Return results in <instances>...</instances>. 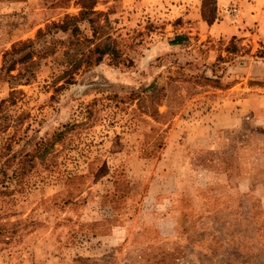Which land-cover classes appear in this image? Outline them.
Masks as SVG:
<instances>
[{"label":"rangeland","instance_id":"1","mask_svg":"<svg viewBox=\"0 0 264 264\" xmlns=\"http://www.w3.org/2000/svg\"><path fill=\"white\" fill-rule=\"evenodd\" d=\"M183 1L99 0L121 57L72 84L59 78L61 32L38 40L16 77L0 74V106L16 99L0 128V264H264V0L224 9L240 27L234 53L233 36L199 31L172 45L189 28ZM80 11L0 0V69L15 45ZM197 112L224 124L210 149L197 147Z\"/></svg>","mask_w":264,"mask_h":264},{"label":"trees","instance_id":"2","mask_svg":"<svg viewBox=\"0 0 264 264\" xmlns=\"http://www.w3.org/2000/svg\"><path fill=\"white\" fill-rule=\"evenodd\" d=\"M75 2L81 9L77 15L66 16L65 19L59 22H53L45 29L40 30L36 39L23 41L15 45L12 50L6 52L4 67L0 69V74L6 72L11 78L16 77L11 75L13 71L20 70V68L22 71V67L33 62L34 56H38L34 50L35 43L46 36H54L60 32L69 35L68 41L64 42L63 50H61V65L64 67V70L59 77L60 79H64L67 84H72L76 80V76L83 71L99 66L106 57H110L113 61L119 59L121 57V50L119 49L117 40L109 36V34L107 35L104 32L105 27L97 22L100 21V17H105L104 22H109L105 13L95 11L99 0H75ZM92 15H95L97 18H93ZM202 17L209 24H213L219 20L217 0L202 1ZM83 21H88L91 24L92 37L87 36L81 29L80 23ZM236 37L233 36V41L227 48L229 53L238 51V46L234 43V40H237ZM188 40V35H180L175 36L171 43L172 45H183ZM59 50L60 48H58ZM55 53L51 51L48 54H44V57L53 56ZM0 77L3 76L0 75ZM15 100L13 92L12 97L9 100L3 101L0 106V128L3 130L7 129L10 124L9 116H3L4 108L8 103H13ZM47 146L48 142L44 141L39 145L40 149H45Z\"/></svg>","mask_w":264,"mask_h":264},{"label":"crops","instance_id":"3","mask_svg":"<svg viewBox=\"0 0 264 264\" xmlns=\"http://www.w3.org/2000/svg\"><path fill=\"white\" fill-rule=\"evenodd\" d=\"M186 1L188 2L187 4H186ZM202 1L203 0H200L199 2L195 1V3H193V0H185L183 1L184 5L179 6V8L175 6V10L177 12L182 13L181 15L184 17V22L186 23L185 25L187 27L189 26V28H187V30H185L183 34H177V36H180V35L187 36L188 35L190 37L191 35L195 34L197 31H199L200 35L208 34L214 38L222 37V38L227 39L234 35H237V33L240 32V27L239 26L237 27L234 24H232L233 20L230 18V16L225 15L224 9L230 3V0H217L219 20H217L213 24H209L205 22L202 17ZM137 4L140 6L141 0H137ZM245 14L244 16L250 22L255 21L258 16L257 13L253 15L251 12L248 15L247 14L245 15ZM191 31H194V32H191ZM250 100L251 99H244L243 102L241 101L239 102L243 104H247L248 102H250ZM219 102L223 103L222 105L219 104V107L226 105L223 99H220ZM211 115H212L211 117H215L214 114L211 113ZM224 115L226 114L223 113V116ZM189 116L190 114L188 115V118ZM178 119H179L178 121L179 124H175V127H174L175 131L177 127L186 125L184 124L185 118L183 116L182 117L180 116ZM191 119L199 124V128L201 131L198 135V143L200 142V144L197 147H202L203 149L204 148L210 149L211 145H213V142H214L213 138H211V133H213L212 131H214L215 129L220 130L222 127H224L223 126L224 124L221 125L219 119L216 122H213V120L210 119V117L208 118V120H205V118H203L202 115L198 114V112L194 114ZM189 122H191V120H188L187 123ZM209 122H211L212 124H210ZM188 135L189 134H187V136Z\"/></svg>","mask_w":264,"mask_h":264},{"label":"built area","instance_id":"4","mask_svg":"<svg viewBox=\"0 0 264 264\" xmlns=\"http://www.w3.org/2000/svg\"><path fill=\"white\" fill-rule=\"evenodd\" d=\"M240 12H241V8L236 0L231 6L228 7L226 11V13L229 14L230 16H237L238 14H240Z\"/></svg>","mask_w":264,"mask_h":264}]
</instances>
